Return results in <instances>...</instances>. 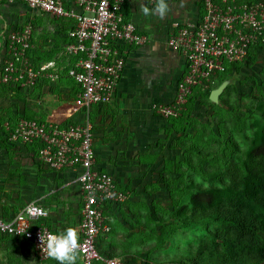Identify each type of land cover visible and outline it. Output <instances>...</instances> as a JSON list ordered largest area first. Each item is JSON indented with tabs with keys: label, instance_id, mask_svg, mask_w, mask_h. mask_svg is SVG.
Wrapping results in <instances>:
<instances>
[{
	"label": "built area",
	"instance_id": "built-area-1",
	"mask_svg": "<svg viewBox=\"0 0 264 264\" xmlns=\"http://www.w3.org/2000/svg\"><path fill=\"white\" fill-rule=\"evenodd\" d=\"M127 1L74 0L70 7L63 0H0V4H23L70 25L68 42L60 53L68 59L65 72L55 60L35 62L37 37L30 25L2 33L0 88L19 90L25 103H29V93L45 81L67 78L76 87L71 97H41L46 104L44 121L20 120L10 131V141L22 145L39 143L36 159L41 167L67 179L52 192L78 188L82 207L75 230L82 264H129L117 257H105L98 248L99 239L111 232L107 206L125 203L128 194L119 189L114 175L99 166L89 120L94 106L113 102L128 47L147 42V37L124 16ZM258 42H264V2L204 0V13L196 21L175 24L168 33L167 46L183 55L187 73L177 84L173 102L156 104L153 110L164 118L177 117L195 87L213 85L229 65L243 63ZM80 114L84 115L83 121ZM49 214L40 200L31 201L13 216L0 217V235L28 240L40 261L50 259L45 240L49 233L56 232L41 223Z\"/></svg>",
	"mask_w": 264,
	"mask_h": 264
},
{
	"label": "rangeland",
	"instance_id": "rangeland-1",
	"mask_svg": "<svg viewBox=\"0 0 264 264\" xmlns=\"http://www.w3.org/2000/svg\"><path fill=\"white\" fill-rule=\"evenodd\" d=\"M242 65V69L220 95L218 104L202 101L199 105L197 103L191 105V109L194 108V120L191 123H195V127L190 133V138H185L187 147L194 150L189 154V162L191 166L194 168L197 166L200 170H215V174L207 175L204 179L198 172L190 169L191 166L189 168L185 165L181 167L183 172L180 173V178L174 179L170 172L162 170V157L167 154L170 139L167 143L163 141L162 144H158L160 139H166L162 131L165 118L158 113L156 115L160 123H148L149 128L153 130L151 139L147 144L142 145L140 150L134 149L130 156L120 146H115L110 153H107L115 165L117 161L122 160L123 164L130 169L128 176L132 185L131 190L125 189L128 194L127 201L112 215L113 230L101 241V249L105 253L109 252L112 256L129 259L134 264H169L171 259L177 258L176 255L179 252L186 251L188 248L197 245L202 247L206 244L214 246L213 236L217 226L215 223L184 227L181 221L189 219L187 216L191 214L186 213L182 216L178 212L183 205L192 207L191 199L199 194V189H207V191L212 187L223 189L224 183H228L229 178L242 174V162L250 155H264V46L263 50H254L247 62ZM68 83H70L69 86L76 88L71 80L68 79ZM59 85H62V82L57 81L50 89L61 92ZM23 98L22 96L20 99H13V97L6 99V111H0V123L3 121L4 112L12 114L16 110L22 112L25 106H30H27ZM189 99L190 96L177 117L186 109V105L190 106ZM34 107L43 111L46 104L42 99H37L34 101ZM160 118L164 123H161ZM6 151L12 150H7L1 142L0 153ZM141 155L144 159L142 162L140 161ZM179 157L184 158V155ZM3 162L4 164L7 162V167L3 165L4 169H0V175L5 174L7 169L10 171L15 167L26 171L30 169L31 164V160L24 158L19 159V163L13 165L6 156ZM233 164L237 167L235 168ZM217 174L223 178V184L215 177ZM173 176L176 178L175 175ZM0 179V184L4 183L2 178ZM168 179L171 184L174 183L172 187L177 185L182 189L181 185L188 184L191 188L185 190L187 192L185 196V192L182 193L179 189L184 196L180 199L179 193L173 192L174 196L168 193V187L165 184V180ZM0 187L2 189L0 195L4 197V200L15 201L20 206L27 199L32 201L38 196L45 195H47V202L51 197L54 201H67L63 213H66L67 217H72L75 222L80 220L82 201L76 192H52L51 194L54 195L50 196L48 195L49 187L48 191H45L38 188V185L29 191L30 194L24 184L17 189ZM221 189L220 191L223 192ZM207 191L202 193L201 198L194 201H205L211 197L217 199L221 195L216 191L212 193L210 190ZM177 198L180 199V203L177 202ZM224 199L227 198L224 196ZM49 208L50 211H57V208L54 209L51 205ZM75 225L73 223L64 228L74 229ZM47 226L52 230L51 226ZM0 264H56V262L52 259L46 262L38 261L28 244L0 236ZM78 264H80L79 260Z\"/></svg>",
	"mask_w": 264,
	"mask_h": 264
},
{
	"label": "crops",
	"instance_id": "crops-1",
	"mask_svg": "<svg viewBox=\"0 0 264 264\" xmlns=\"http://www.w3.org/2000/svg\"><path fill=\"white\" fill-rule=\"evenodd\" d=\"M63 1L67 6H74V0ZM154 1L156 2L154 3ZM156 3L157 0L127 1L123 10L124 16L133 22L147 37V42L139 47H128L125 70L113 102L108 105L94 106L89 112L98 164L102 169L114 175L119 187L128 190H131L130 186L132 185L128 176L130 169L123 164L122 160L117 161V165H115L113 159L107 153H110L115 146H120L124 152L129 153L128 155L131 156L134 149L136 151L140 150L141 146L147 144L151 139L153 130L149 128L148 123H160L153 106L173 102L176 97L177 84L187 71V64L183 55L172 51L167 46L168 33L175 24L196 21L201 15V0H167L169 12L163 18L154 14L145 16L142 13L141 8L143 6L151 9ZM65 23L32 10L23 4H0V38L2 33L8 34L30 25L34 36L37 37V41L34 42L35 49L33 53V55L37 56L34 58L35 62L36 58L39 61V57L46 58V56H51V60L57 61L62 66L61 72H65L69 65L68 59H64L60 54L61 47L68 42L67 33L70 25ZM3 58L4 49L1 48L0 64L4 60ZM63 81L67 83L68 79L63 78ZM64 85L63 82L62 85H59L61 86L60 93L67 94L68 92L64 89ZM51 86L52 84H45L44 90L42 92L39 91L38 94L42 97L53 94L54 90L50 89ZM15 94V91L5 92L0 90V111L5 110L6 99H12V97L16 99L14 97ZM35 98L37 99L38 97ZM36 99L32 98L34 101ZM13 114H17V110ZM83 116V114H80V121L84 120ZM2 117L0 132L5 127V130L8 128L7 113L4 112ZM160 119L161 123H164L162 118ZM20 152L6 151L0 153V169H4L3 165H5V168L7 167V162L6 164L3 162L5 156L7 160H11L13 165L19 163V159L26 158L31 160L30 169L26 171H22L20 167H12L14 169H10V171L7 169L9 172L6 170L5 174L0 175L2 182H4L0 186L17 189L24 184L27 186L28 192L36 188L37 185L38 188L42 189H48L50 186L48 195H54L51 194V186L53 185L52 187H54L56 185L52 179L55 177H52L51 174L49 175L48 170L39 169L36 164L38 163L37 154L34 151ZM125 157L129 158V156ZM69 191L80 195L77 187L72 186L64 192ZM1 196L0 217L7 218L14 215L29 201V199L25 200L20 206L15 201L4 200V197L2 198ZM46 196H38L35 200L45 202L44 206L50 213L48 218L53 231L61 232L67 229L69 225L79 222H75L72 217H67L66 213H63L65 212L64 207L67 201H54L53 197H51L47 202ZM50 205L54 209L57 208V211H50ZM71 207L74 206L71 205ZM60 212L63 214H59ZM67 225L68 227L64 228ZM33 255L35 256L34 253Z\"/></svg>",
	"mask_w": 264,
	"mask_h": 264
},
{
	"label": "trees",
	"instance_id": "trees-1",
	"mask_svg": "<svg viewBox=\"0 0 264 264\" xmlns=\"http://www.w3.org/2000/svg\"><path fill=\"white\" fill-rule=\"evenodd\" d=\"M249 1L264 2V0H249ZM201 4H202L201 7V15H202L204 13V0H201ZM65 24L69 25V23H65ZM263 43L264 42H258L257 44L252 46L249 50L248 57L254 50H261V49L263 50V46H264ZM33 57L35 58L37 56H35L34 54ZM39 58H40L39 61L38 58H36V63H40L42 61L44 62L49 61L51 60L52 57L46 56V58L43 57H39ZM247 59L243 63H246ZM243 63H236L229 65L227 71L223 74H220L216 78V81L213 85H209V87H211L210 89L208 87H207L208 89L203 87H195L193 89L192 94L190 95V99H189L190 102H188L190 106L186 105V109L177 118L173 116L169 118H165V123H164L165 126L162 128L163 129L162 131L164 132L166 139L164 140L160 139L158 144H160L163 141L167 143V141L170 139L169 140L170 142L168 141L169 146H167V152L165 151L167 154L162 157L161 163L163 166L162 170H167L168 172H170V175H172L174 179L180 178V173L183 172L181 167H185V165H188L190 168V166L192 165L189 162V154L194 150L189 146L187 147L185 141L186 140L185 138H190V133L192 132V130H194L195 127L194 126L195 123H191L194 120L193 118L194 108L191 109V105H196V103L199 105V103H201L202 101H207L209 104H211L210 94L212 90H214L216 87L219 86V84H222L224 81L232 80L233 78H235L238 72L242 69ZM183 78L179 80V82H181ZM60 81H62L65 84L64 85L65 90L71 94L70 95L68 93L62 94L54 89L53 90L56 93L53 94L62 96L64 98L67 96L71 97L73 95V92L75 91V88L72 87L71 85L69 86L70 83L68 82L66 83L65 81H63V79H61ZM49 83L55 84L57 82L45 81L41 86H38L36 87L35 90L31 91L29 95L34 99H36L35 97H38L37 99H41L42 96L39 95L38 93L39 91L42 92L45 88L44 85L45 84L48 85ZM0 90L1 91L4 90L5 92H12V90L4 87L0 88ZM15 93L16 94L14 95V97L16 99L22 98V94L19 92V90L15 91ZM26 104H31V106L28 105H27L28 107L25 106L22 112H17V114H12L11 112L9 113L7 112L9 129L7 128V130H5L6 128L5 127L4 130L2 131V135L0 136L3 141L0 138L1 140L0 143L2 142V144H4L5 147L7 148V150L21 151L26 153L28 151L29 152L34 151V153L37 154L39 149V143L22 145L10 141V131L11 130L13 131L15 129L17 123L20 120L28 119V120H38L43 122L45 119V115L43 111L42 110L39 111V109H36L34 107V100H31V102ZM182 155H184V158L179 157ZM142 157L143 156L141 155L140 158L141 162L144 160ZM36 164L40 170L43 171L46 170L41 167L40 163H36ZM242 164H243L242 174L238 176H232L231 178H229V182L224 183L223 189L221 188L215 189L216 187H212L211 189H209L211 193L213 191L221 193V195L217 199H213L211 197V199L209 200H205V201L199 200L195 202L194 201L195 199H199V197L201 198V196H203L202 193L207 191V189H199L198 190L199 194L195 195V197L191 199L192 207L189 205L188 206L183 205V207H181L182 209L179 210L178 212L182 216H184L186 213L191 214L190 216H187L189 219H183L181 221V224L184 227H190L192 225H197V224L215 223L217 226L213 236V238L215 239V242H213L214 246H208L206 244L202 247L201 245H197L188 248L186 251L179 252L176 255L177 258L171 259L172 261L169 264H264V155L252 154L249 157H247V159H244ZM233 166L235 168L237 167L236 164H233ZM190 169L198 172L200 176H202V178L204 179H206L207 175L216 173L215 170L197 169V166H195V168L194 166H191ZM48 173L49 175L51 174L52 177L53 176L55 177L52 179L55 181L56 187L60 186L63 182L67 180L62 174H56V173L53 174L49 170ZM173 175H175L176 178ZM215 177H217L218 181L222 182L223 184L224 180L221 176H219V174H217ZM165 181H166L165 184L168 187V193L173 195L172 194L173 192H177L180 194L178 195L180 199L187 194L185 190L191 188V186H189L188 184L181 185L182 189H180L179 186L177 185H174V187H172L174 183L171 184L170 179ZM52 186L51 189L55 187ZM119 189L124 192L126 191L125 189H123V187H119ZM179 189L180 191H182V193L185 192L184 196H182L183 194L180 193ZM220 189L223 190V192H221ZM44 190L48 191L47 188ZM224 196L225 198H227L226 200L224 199ZM180 199L177 198L178 203H180ZM29 202H31V200L28 201V203ZM41 202L43 205H45V202L43 201ZM123 204L124 203L112 207L108 205L106 209V213L112 218L114 212L117 211L118 208ZM48 219L49 218L42 220L41 223L44 224L45 226L47 225L50 226V220ZM112 230H113V223H111V231ZM0 236L18 240L25 244H28L29 247L31 248V252L34 253L33 247L28 240H21L14 237H8L2 235ZM103 239H105V237H101L98 243V248L101 254L104 255L105 257L114 258L115 256L110 255L109 252L105 253L103 249H101V243H102L101 241ZM36 259H38L37 256ZM120 259L126 261L127 263L134 264V262L129 259L128 260L124 258H120ZM49 260H51V258L42 262H46ZM78 260L79 263L82 264L81 260L80 259ZM38 261L40 260L38 259ZM95 264H103V263L97 262Z\"/></svg>",
	"mask_w": 264,
	"mask_h": 264
},
{
	"label": "clouds",
	"instance_id": "clouds-1",
	"mask_svg": "<svg viewBox=\"0 0 264 264\" xmlns=\"http://www.w3.org/2000/svg\"><path fill=\"white\" fill-rule=\"evenodd\" d=\"M145 16L158 15L163 18L169 12L167 0H157L153 8L143 6L141 8ZM47 256L56 264H78L77 249L79 248L78 233L73 228H67L62 232L49 233L45 240Z\"/></svg>",
	"mask_w": 264,
	"mask_h": 264
},
{
	"label": "water",
	"instance_id": "water-1",
	"mask_svg": "<svg viewBox=\"0 0 264 264\" xmlns=\"http://www.w3.org/2000/svg\"><path fill=\"white\" fill-rule=\"evenodd\" d=\"M231 80H226L216 89H214L210 94V101L212 103L218 104L219 97L223 93L224 89L230 84Z\"/></svg>",
	"mask_w": 264,
	"mask_h": 264
}]
</instances>
